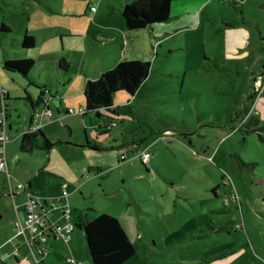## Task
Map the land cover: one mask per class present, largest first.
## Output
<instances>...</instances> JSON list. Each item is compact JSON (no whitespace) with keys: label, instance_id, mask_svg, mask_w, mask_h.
I'll return each mask as SVG.
<instances>
[{"label":"rangeland","instance_id":"374dc122","mask_svg":"<svg viewBox=\"0 0 264 264\" xmlns=\"http://www.w3.org/2000/svg\"><path fill=\"white\" fill-rule=\"evenodd\" d=\"M92 6L100 8V3L0 0V92L13 87L26 97L28 86L37 97L38 86H49L54 72L42 62L55 64L60 55L70 67L65 73L81 89L84 64L95 58L89 48L103 49L92 41L100 30ZM188 17L196 21L193 27L155 39L154 48L144 37L137 39L146 50L138 56L151 62V73L134 97L116 93L114 106L127 105L121 116L108 119L104 112L99 123L94 112L83 117L81 94L60 107L53 127L67 133L75 129L77 137L85 129L116 122L111 129L124 132L128 163L97 178L101 187L84 203L94 210L83 212L90 220L103 211L135 218L137 231L127 232L136 254L125 264H264V72L259 74L264 69V0H208L196 18ZM3 25L11 29L2 31ZM26 33L36 38L32 49L19 45ZM72 48L78 55L73 57ZM26 58L35 62L30 78L36 83L15 74L17 82L11 85L4 60ZM65 108L76 113H65ZM151 129H160V135L150 137ZM144 148H151L148 161L141 158ZM13 181L24 182L14 176ZM5 197L10 199L8 193ZM7 217L0 218V237ZM78 254L82 263L92 264L86 241Z\"/></svg>","mask_w":264,"mask_h":264},{"label":"crops","instance_id":"0c3cea01","mask_svg":"<svg viewBox=\"0 0 264 264\" xmlns=\"http://www.w3.org/2000/svg\"><path fill=\"white\" fill-rule=\"evenodd\" d=\"M135 1L137 0H98L100 8L96 7L95 12L91 10L95 26L100 29L94 34V40H91L103 49L97 52L93 47L89 48V51L93 53L92 56H95V58L92 59L93 62L86 61L84 64L85 68H83V72L85 73V79H82L83 85L81 89L75 87V82H77L75 78L65 73L68 70L70 71L69 66L62 72L64 74L60 72V62L62 60L66 61L65 56L60 55L56 62L59 69L55 67L56 63L54 64L52 60L46 61V63L42 62L43 66H51L54 72L49 73V75L52 76H49V86H47V84L43 86L39 84L40 86L38 87L40 92L37 97L34 98L28 86L26 88L24 87L27 95L26 97L21 91L19 92V90L17 91L13 87L12 90H6L5 94L0 92L2 105L4 109L7 107V109H5V118L2 121L0 120V133L5 129L8 138L5 146V159L10 175L12 178L13 176L22 178V181H24L22 183L28 185V190L46 198L60 196L63 185L68 184L70 195L67 202L73 211V219L75 222L85 219L90 220L88 214H84V212L87 211V209L90 211L94 210V206L90 204L84 205V203L85 200L96 195V187H101V181L97 178L101 177L103 172L107 169L121 168L124 164L128 163L129 160L126 150L124 152L122 148L123 143L121 142V138H123L124 132L121 129H85L84 136L78 135L77 137H75L74 134L75 129L67 128L68 133L66 129H55L53 126L58 125V121L55 117L60 116V107H65L68 100L79 99V96L84 93L85 84L89 79H96L101 72L115 66L121 60L141 59L149 61L146 59V56H138L139 53H145L146 50L143 46H139L137 39L139 37H144L154 48L153 41L155 39L161 40L166 36H171L177 29L190 26L193 27L196 21L194 18L188 16L194 14L196 18L197 14L208 0H180L182 4H180L179 1L176 2V0H172L171 16L173 14L177 16L171 18L168 22L155 24L151 33L144 31L134 35L132 41L129 42L127 39L128 32L126 22L122 16L121 10L123 6L132 4ZM118 5L120 6L119 9H117ZM102 6L103 8H101ZM101 23H104L103 26H101ZM259 29V34L263 37V31L260 27ZM69 33L71 34L73 32L70 31ZM60 37L63 38L62 33H60ZM86 39L88 38L86 37ZM72 49L73 57L78 55L79 51L74 48ZM63 50H65V48H63ZM26 59L33 60V58ZM4 61H7V59ZM3 70L5 71L6 77L11 78V85H14V81L17 82L15 74L18 73L9 72L5 68ZM263 72L264 69L261 70L259 74ZM29 79L31 84L36 83L34 79L32 80L30 78V75ZM53 79L58 83V86L55 85ZM47 89L50 90L48 91ZM47 96H51V98L49 99ZM46 99L49 101L45 104L46 107H43V101ZM57 99L59 101L58 106L56 105V107L53 108L52 104L57 101ZM19 102L23 103L18 105ZM79 107V110H84L85 103ZM48 109L52 111L53 115L51 118L43 113ZM53 109L55 110L53 111ZM69 109L65 108L64 112L68 113ZM119 116H121V113ZM57 118L62 119V117ZM19 121L22 124V128L17 127ZM35 125L40 127V130L49 141L60 144L48 151L34 148L29 152H22V136ZM160 133V129H151L150 137L157 134L160 135ZM143 138L148 139L147 136ZM95 146L98 148H94ZM150 150L151 148H144L141 154L144 152L150 153ZM25 156H30L32 158L31 163L28 157L24 158ZM152 157L153 155L151 154V158ZM90 174L91 177H97L90 179ZM87 175L89 178H87ZM84 177L89 180L84 181ZM5 178L8 183L7 174L0 170V213L2 214L0 218H4L5 214L8 215L6 224L4 225L5 227L2 231L3 237H0V264H37L32 249L27 245L25 238L20 235L18 230V225L20 223L25 224L26 222L27 211L25 202L27 199V190L15 191L13 198V194L8 192ZM123 179L125 181V178ZM7 193L10 199L5 197ZM18 200H20L19 203H17ZM75 201V205H78L76 207L71 204L72 202L75 203ZM11 202L14 208L13 210ZM14 202L17 204V208H15ZM45 210L47 211V216L52 220H59L62 216V209L59 203L53 204L48 202L45 205ZM102 214H108V212L103 211ZM111 216L119 219L126 232L129 231V229L137 231L138 225L133 216L122 213L118 215L111 214ZM76 234L75 231L68 243H65L59 238L51 237L47 244H42V248H46L47 246L49 252L48 256L43 259V264H84L82 263L81 256L78 254V250L82 242L86 241V237L83 233Z\"/></svg>","mask_w":264,"mask_h":264},{"label":"trees","instance_id":"16d2710c","mask_svg":"<svg viewBox=\"0 0 264 264\" xmlns=\"http://www.w3.org/2000/svg\"><path fill=\"white\" fill-rule=\"evenodd\" d=\"M121 12L126 22L127 39L131 42L134 35L144 31L151 33L155 24L171 20L172 0H137L132 4L123 6ZM1 30L9 31L10 28L3 25ZM19 45L22 48L32 49L36 46V40L34 37L25 34ZM34 65L35 62L32 59H15L5 61L4 68L29 79ZM59 65L62 70L68 68V64L64 60ZM151 68L150 61L123 59L115 66L101 72L96 79H89L85 84L83 93L85 111L82 116L94 112L96 116L99 115L102 119L105 117V112L108 119L114 116L118 117L120 110H126L127 105L123 107L114 106L116 93L126 92L134 97L149 78ZM43 104H46L45 100ZM97 120L99 123V119ZM114 123L116 122H107L104 126L106 129H110ZM98 126L100 127L99 124ZM58 144L60 143L49 141L44 133L38 129L35 132L28 131L22 136L21 151L29 152L34 148L48 151ZM94 148L97 149L98 147L95 146ZM75 223L76 230H83L85 234L92 264H125L136 254V248L118 218L109 214H101L94 220L85 219Z\"/></svg>","mask_w":264,"mask_h":264},{"label":"built area","instance_id":"2783aa9c","mask_svg":"<svg viewBox=\"0 0 264 264\" xmlns=\"http://www.w3.org/2000/svg\"><path fill=\"white\" fill-rule=\"evenodd\" d=\"M92 11H96V7H92ZM6 93V92H5ZM48 99L45 100L48 103ZM80 112L83 113L84 110L80 109ZM49 118L52 117L51 110H45L43 112ZM68 113H76V110L69 109ZM116 126V123L113 124ZM40 129L39 126L35 125L30 129V132H35ZM166 135L169 132L165 133ZM8 138L5 132V129L0 133V170L4 171L8 177V184L9 190L13 194L15 191H26L27 190V199L25 202V207L27 211V217L25 224H19L18 230L20 235H22L27 245L32 249L35 260L37 264H43V259L48 256V248H42V244H47L51 237H56L68 243L75 230H76V223L73 219V211L69 206L67 199L70 195L69 193V185L64 184L62 188V193L60 196L55 198H46L42 197L38 194L33 193L32 191L28 190L27 184L17 183L13 184L12 176L8 171L7 161L5 159V146L7 144ZM144 161H148L151 159L150 153H143L141 155ZM87 178L89 176L87 175ZM50 203H59L62 209V216L59 220H52L47 216V211L45 210V205ZM15 208H17V204L14 202ZM36 248V250H35ZM81 264V263H76Z\"/></svg>","mask_w":264,"mask_h":264},{"label":"water","instance_id":"95a60500","mask_svg":"<svg viewBox=\"0 0 264 264\" xmlns=\"http://www.w3.org/2000/svg\"><path fill=\"white\" fill-rule=\"evenodd\" d=\"M97 115H98V114H97ZM97 117H98V119H101V117H100L99 115H98Z\"/></svg>","mask_w":264,"mask_h":264}]
</instances>
